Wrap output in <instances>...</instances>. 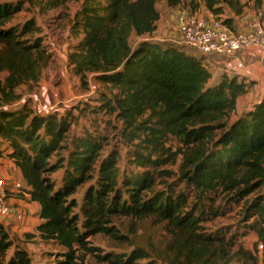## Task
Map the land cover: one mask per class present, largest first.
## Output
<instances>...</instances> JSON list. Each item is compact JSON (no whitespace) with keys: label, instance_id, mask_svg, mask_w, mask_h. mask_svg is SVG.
<instances>
[{"label":"trees","instance_id":"trees-1","mask_svg":"<svg viewBox=\"0 0 264 264\" xmlns=\"http://www.w3.org/2000/svg\"><path fill=\"white\" fill-rule=\"evenodd\" d=\"M165 1L172 7L180 3ZM200 1L225 25L228 19L218 17L223 5L236 12L243 5L239 0ZM156 2L96 0L82 13V43L69 59L78 73H95L100 82L115 89L105 107L117 104L126 119L147 111L155 125L151 133L178 142L181 175L201 198L221 189L229 200L243 201L244 218L253 220L250 228L264 255V94L238 110L237 100L252 81L225 74L212 80L204 56L153 39L160 16ZM19 8V4L0 2V70L9 71L10 89L22 78L36 80L46 62L42 43L28 37L36 30L33 22L9 25ZM0 94L9 93L0 89ZM66 130L55 115L37 117L24 108L0 112V137L10 148L7 155L19 169L29 200L38 204L34 231L41 240L62 248L53 264H86L88 255L108 264H139L138 260L148 258L138 250L100 254L89 243L96 234L120 238L112 223L118 216L165 221L178 254L184 252L187 262L215 250L223 252L230 244L219 236H201L196 231L199 217L194 209H186V193L169 186L155 190V171L125 178L121 191L115 169L103 161L94 184L87 185L78 201L74 195L93 179L97 153L82 144L70 169L64 168L56 181L52 174L63 168L64 159L57 154ZM0 264H34L1 222Z\"/></svg>","mask_w":264,"mask_h":264},{"label":"rangeland","instance_id":"rangeland-1","mask_svg":"<svg viewBox=\"0 0 264 264\" xmlns=\"http://www.w3.org/2000/svg\"><path fill=\"white\" fill-rule=\"evenodd\" d=\"M0 2L20 5L9 25L21 27L27 21L33 22L36 30L28 37L42 43L46 56L36 80L22 78L11 89L7 83L9 71L0 70V89L5 94L9 93L7 97L0 94V112L24 108L37 117L55 115L67 126L62 147L57 154L64 159L63 168L53 173L52 178L58 181L63 169L71 167L73 155H76V149L81 148L82 144L86 149L94 148L97 157L93 164V179L83 184L74 195L78 201L87 185L94 184L103 161L115 169L117 187L121 191L124 190L125 178L143 171H155V190L167 189L169 186L186 193V209H194V214L199 217L196 231L201 236L215 235L221 237L220 241L230 243L226 244L227 248H223V252L215 250L200 260L190 258L187 262L184 252L178 254L174 237L168 232L165 221L155 217L139 220L118 216L112 223L120 238L104 234L89 238V243L97 248L98 253L124 254L138 250L149 256L136 260L139 264H264L262 246L250 228L253 220L244 218L243 201L229 200L227 196L230 195L221 189L207 192L201 198L181 175L178 142L170 136L153 135L151 129L155 125L149 120L147 111L126 119L117 110V104L112 103L115 105L112 109L105 107L104 101L112 99L115 89L100 82L95 73L80 74L76 71L69 55L76 52L82 43V13L96 0ZM156 9L160 16L155 31H161L162 34L164 26H168V23L172 26L177 12L204 16V9L207 10L200 0H180L173 7L168 6L165 0H157ZM167 42L193 56H208L186 45L178 35ZM9 150L8 142L0 137V177L6 179L9 187L5 197L7 210L0 222L6 227L12 242L24 248L34 264H53L62 248L53 241L41 240L35 233L37 207L29 200L27 193L25 195L22 179L7 155ZM144 159L149 161L144 163ZM85 262L108 264L91 255L86 257Z\"/></svg>","mask_w":264,"mask_h":264},{"label":"crops","instance_id":"crops-1","mask_svg":"<svg viewBox=\"0 0 264 264\" xmlns=\"http://www.w3.org/2000/svg\"><path fill=\"white\" fill-rule=\"evenodd\" d=\"M239 2L243 4L239 12H236L227 4H224L222 12L218 14V17L222 19H228L227 25L229 28L243 31L246 29L248 21L253 16H258L264 24V0H262L259 5H255L254 0H239ZM204 16L214 17L213 14L205 9ZM170 26L168 23V26L166 25L163 27V34L161 33V31H154V33L152 34V38L159 41H169L174 38L175 35L177 36V34H175L176 32L172 31L173 24L171 27ZM204 61L211 73L212 80L218 78L221 74H225L228 77L236 75L238 77H244L245 79L252 81V84L248 88L247 92L237 100L238 110H241L244 107L258 101L264 94V51L258 50L256 48H250L245 51H240L234 56L230 57L208 55L205 57ZM10 160L12 161V159ZM13 165L15 166L14 162ZM16 169L18 174L20 175L19 169L17 167ZM22 182L26 190L27 187L23 180ZM31 202L33 204H36L37 214L38 204L33 201ZM38 221L39 220L37 217V222L35 224H37Z\"/></svg>","mask_w":264,"mask_h":264},{"label":"built area","instance_id":"built-area-1","mask_svg":"<svg viewBox=\"0 0 264 264\" xmlns=\"http://www.w3.org/2000/svg\"><path fill=\"white\" fill-rule=\"evenodd\" d=\"M173 30L181 41L202 55L230 57L250 48L264 51V24L258 16L250 18L245 30L238 31L216 17L180 11L174 16ZM8 188L6 179L0 177V218L7 210L5 197Z\"/></svg>","mask_w":264,"mask_h":264}]
</instances>
